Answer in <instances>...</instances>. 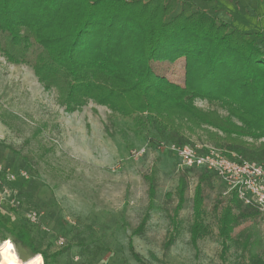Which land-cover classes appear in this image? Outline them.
<instances>
[{
    "label": "rangeland",
    "instance_id": "rangeland-1",
    "mask_svg": "<svg viewBox=\"0 0 264 264\" xmlns=\"http://www.w3.org/2000/svg\"><path fill=\"white\" fill-rule=\"evenodd\" d=\"M197 1L237 27L264 29L258 0ZM184 70L183 57L155 63L181 84ZM196 104L226 113L205 99ZM109 115L93 102L68 111L59 90L0 50V244L9 240L22 260L32 257L12 233L29 224L50 254L62 251L54 264H264L263 214L214 172L184 166L152 130ZM184 132L193 146L225 148L227 135L213 126L185 121Z\"/></svg>",
    "mask_w": 264,
    "mask_h": 264
},
{
    "label": "trees",
    "instance_id": "trees-1",
    "mask_svg": "<svg viewBox=\"0 0 264 264\" xmlns=\"http://www.w3.org/2000/svg\"><path fill=\"white\" fill-rule=\"evenodd\" d=\"M0 50L59 90L68 111L93 102L178 145L189 144L185 121L213 126L227 135L226 156L264 162V142L242 140L264 139V30L247 32L193 0H0ZM181 57L182 84L155 71ZM31 229L13 230L15 243L54 264L62 251L50 254Z\"/></svg>",
    "mask_w": 264,
    "mask_h": 264
},
{
    "label": "built area",
    "instance_id": "built-area-1",
    "mask_svg": "<svg viewBox=\"0 0 264 264\" xmlns=\"http://www.w3.org/2000/svg\"><path fill=\"white\" fill-rule=\"evenodd\" d=\"M170 147L184 166L203 167L214 172L230 186L231 192L235 191L236 196L244 205L252 206L264 215V162L232 159L215 147L203 149L191 144L173 143L170 144ZM21 173L25 175V172ZM5 192V190L0 192V205H4ZM18 204L19 201L14 202V206ZM36 212L27 214L33 222L39 221Z\"/></svg>",
    "mask_w": 264,
    "mask_h": 264
},
{
    "label": "bare ground",
    "instance_id": "bare-ground-1",
    "mask_svg": "<svg viewBox=\"0 0 264 264\" xmlns=\"http://www.w3.org/2000/svg\"><path fill=\"white\" fill-rule=\"evenodd\" d=\"M0 255L2 264H41V255H36L24 262H21L19 254L12 243L6 240L0 244Z\"/></svg>",
    "mask_w": 264,
    "mask_h": 264
},
{
    "label": "crops",
    "instance_id": "crops-1",
    "mask_svg": "<svg viewBox=\"0 0 264 264\" xmlns=\"http://www.w3.org/2000/svg\"><path fill=\"white\" fill-rule=\"evenodd\" d=\"M195 3H196V5L197 6H199L198 5V1L197 0H193ZM197 1V2H196ZM209 1H211V0H209ZM259 2H260V4L262 5V6H264V0H258ZM259 2H258V4H259ZM250 3V2H249ZM251 4V3H250ZM222 9H220V8H217L216 9V12H214L219 18H221L220 17V14L219 13H221L222 11H221ZM258 12H259V9H258ZM214 13H212V14H214ZM222 19V18H221ZM225 20V19H224ZM234 21H235V19H233ZM239 27V26H238ZM242 27V28H241ZM241 27H239V28H241V29H244L245 31H247V32H254V31H260V30H264L263 28H261V27H256V29H254V30H250L247 26H241Z\"/></svg>",
    "mask_w": 264,
    "mask_h": 264
}]
</instances>
